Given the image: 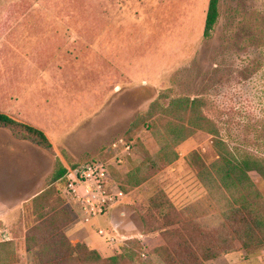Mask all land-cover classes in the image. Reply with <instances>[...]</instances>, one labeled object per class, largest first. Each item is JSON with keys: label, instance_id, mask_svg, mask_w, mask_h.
Segmentation results:
<instances>
[{"label": "rangeland", "instance_id": "374dc122", "mask_svg": "<svg viewBox=\"0 0 264 264\" xmlns=\"http://www.w3.org/2000/svg\"><path fill=\"white\" fill-rule=\"evenodd\" d=\"M209 3L0 0V113L43 131L53 148L50 153L0 128L6 173L0 199L10 206L26 202L22 229L35 225L37 215L27 206L51 184L59 162L72 169L116 156L133 124L163 94L169 97L164 106L180 97L206 99L205 112L220 124L227 144L264 158V0H220L218 23L206 38ZM132 136L136 150L121 176L159 151L149 130ZM212 140L196 134L178 147L177 162L112 208L122 223L116 245L109 243L113 256L129 241L158 236L161 220L150 206L156 196L165 195L173 216L217 219L219 210L189 163L195 152L210 166L217 158ZM251 178L263 194L258 204L264 210V181L257 173ZM23 250L29 254L24 264H40L35 250ZM242 254L208 264H264L263 257L244 260ZM155 258L153 264H164Z\"/></svg>", "mask_w": 264, "mask_h": 264}, {"label": "trees", "instance_id": "16d2710c", "mask_svg": "<svg viewBox=\"0 0 264 264\" xmlns=\"http://www.w3.org/2000/svg\"><path fill=\"white\" fill-rule=\"evenodd\" d=\"M219 3L220 0H210L206 38L218 23ZM168 98L163 94L155 100L126 136L131 144L132 135L145 128L151 132L159 151L155 155L146 152V159L129 174L121 176L114 171L113 178L129 193L150 181L162 168L177 162L178 147L198 133L207 134L213 139L216 160L207 166L199 154L193 152L189 163L198 169L199 179L217 206L219 214L213 217L217 219L198 222L173 216L174 207L165 195L156 196L150 206L157 210V218L161 220L154 232L159 233L158 236L129 241L121 253L103 258L83 242L73 246L65 233V228L75 218L62 196L70 169L59 162L51 184L26 209L32 210V216L37 215L34 226L26 225V248L37 252L40 264H142L140 253L144 250L153 258L160 257L164 264H208L235 251L245 252L250 258H257L264 251V210L258 204L263 194L251 178V173H257L264 181V158L234 151L227 144L220 124L205 112L209 106L206 99L180 97L164 106L163 100ZM0 128L11 130L18 139L53 153L48 137L33 126L0 113Z\"/></svg>", "mask_w": 264, "mask_h": 264}, {"label": "built area", "instance_id": "2783aa9c", "mask_svg": "<svg viewBox=\"0 0 264 264\" xmlns=\"http://www.w3.org/2000/svg\"><path fill=\"white\" fill-rule=\"evenodd\" d=\"M135 150L133 144H126L123 150L112 158L70 169L67 176L68 184L63 189L62 196L69 209L85 224H91L96 218L104 216L111 207L126 198V193L113 178V173L121 172L127 165L128 159L133 157ZM98 234L108 238L111 245H116L118 237L113 236L109 231L98 229ZM242 253L244 260H251L245 252ZM262 257L264 258V251L257 258ZM140 258L145 264L156 262V258L145 250L140 253Z\"/></svg>", "mask_w": 264, "mask_h": 264}, {"label": "crops", "instance_id": "0c3cea01", "mask_svg": "<svg viewBox=\"0 0 264 264\" xmlns=\"http://www.w3.org/2000/svg\"><path fill=\"white\" fill-rule=\"evenodd\" d=\"M132 158H129L128 161ZM2 168L1 166L0 184L3 187L2 181H6V173ZM133 169L134 168L130 171L128 170L127 174ZM38 175L40 176V174ZM34 181H37V179ZM5 185L6 183L4 186ZM9 202L8 199H0V264H24V257L27 256L29 259V254L23 250V246H26L27 229L25 226L22 229L19 220L22 208L26 202L19 201L20 203L16 202L11 206ZM113 207H111L104 216L96 218L88 225L85 224L82 219L76 218V220L65 229V233L70 241L73 244L83 242L88 247L98 251L103 257L113 256V248L111 245L109 246L108 238L101 237L98 234V229H106L112 233L113 236L119 237V227L122 223H117L115 221V210H112ZM27 264H29V262H27Z\"/></svg>", "mask_w": 264, "mask_h": 264}]
</instances>
